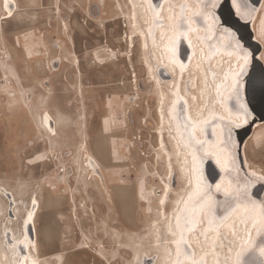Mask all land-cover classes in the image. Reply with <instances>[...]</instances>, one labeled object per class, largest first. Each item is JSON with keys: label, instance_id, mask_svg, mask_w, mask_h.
<instances>
[{"label": "rangeland", "instance_id": "obj_1", "mask_svg": "<svg viewBox=\"0 0 264 264\" xmlns=\"http://www.w3.org/2000/svg\"><path fill=\"white\" fill-rule=\"evenodd\" d=\"M131 1L18 0L14 11L22 15L31 13L35 28L32 33L19 36V44L28 48L31 60L19 67L10 66L7 74L2 75L0 86V186L13 188L20 194L19 212L13 222L10 209L14 204L6 192L0 194V206L4 207V213L0 214V239L7 245L10 228L17 239H24L32 198L38 195L41 206L35 221L41 238L42 264H161L158 247L148 243L158 232L157 223L171 221L175 227L180 217L187 219L191 212L194 199L190 197L198 187L196 175L191 164L188 171L192 182L187 181L181 168L184 159H179L181 150L192 160L190 151L182 142L185 141L182 133L180 137L171 123L163 127L156 112L162 100L166 114L172 117L173 102L176 107L182 99L190 127H194L181 93L183 89L187 95L188 78L184 80L185 72H182L175 83H168L171 77L163 71L161 77L165 82L157 87L137 47L133 49L132 59H128L127 35L133 29L129 19ZM134 1L150 14V23L141 21V24L148 34L151 50L159 48L165 59L172 60L170 51L166 50L174 41L171 34H177L181 24L186 32L190 30L186 14L195 15L196 9H200L199 1L168 0L164 12L162 4L157 8L152 5L155 10L152 11L145 0ZM165 14L169 25H163ZM199 27L203 31L201 35L193 31L198 43L205 33ZM67 28L69 51L63 55L70 61L69 72L65 71L67 66H61V60L58 65L53 62L56 57H62V52L58 54L59 45L67 43ZM159 36L161 44L155 43ZM12 42L13 37L5 39L7 46ZM51 48L54 54L47 57L45 50L51 52ZM198 51L202 48L198 47ZM201 54L210 98L204 117L211 116L210 121L217 112L227 110V87L239 69L240 60L223 53V66L220 64L222 68L215 71L210 65L213 57ZM78 60L80 73L76 67ZM155 61L153 58L152 64ZM45 66L50 69L46 71ZM155 68L159 72V67ZM194 91L190 97L195 99L198 95L201 99V92ZM25 105H34L33 115L26 114ZM47 112L59 114L60 121L58 137L51 141L45 132L38 134L34 127L36 123L42 125ZM78 115L84 118L77 119ZM161 130L165 133V147L159 141ZM166 149L177 150L171 165ZM246 149L253 163L264 170V151L257 152L253 145ZM89 157L96 158L99 175L92 169ZM162 193L164 198L160 203ZM70 196L74 197L72 205L68 202ZM248 215L252 219L257 217L253 212ZM240 226L244 231L245 224ZM252 226V222L247 225L254 229L255 237L259 226ZM157 228L160 244L167 245L160 252L162 256L168 252L174 257L168 264H176L181 255L178 264H182L184 255L175 246L172 234L165 233L166 227ZM180 229L183 233L185 224ZM200 235L205 237L201 232ZM247 242V237L242 236L228 251L230 264H235L248 248L251 241L248 245ZM26 252L29 260L31 253L27 249ZM185 253L192 264H198L201 259L193 249L190 254ZM252 255L247 257L248 264L257 259L259 262L257 254ZM147 256L151 259H146Z\"/></svg>", "mask_w": 264, "mask_h": 264}, {"label": "bare ground", "instance_id": "obj_2", "mask_svg": "<svg viewBox=\"0 0 264 264\" xmlns=\"http://www.w3.org/2000/svg\"><path fill=\"white\" fill-rule=\"evenodd\" d=\"M5 1V9L6 11L3 14H0V20L7 19L11 17L14 14V9L8 7L9 2L14 3V7L16 4L15 0H3V3ZM147 8L149 10L155 11L152 9V3L150 0H145ZM168 0H162V8L163 12L167 9V3ZM133 4V7L129 13V19H130V25L131 28H133L130 33L127 35V41L129 42L130 46V53L128 56V59H132L133 55V49L138 48L140 51V58L142 60L143 65L146 67L147 73H149V77H153L155 81V85L162 87V83L165 82L162 80V72L165 71V73L171 77V80L168 81V83H172L178 80V77L182 76L181 73L185 72L184 80L185 78H188V89H187V95L184 93V90L182 89L181 93L184 95V98L187 101L188 105V115L191 118V125H194L192 129H189V133L191 134V138L194 142L201 143L202 144V154L208 155L210 157H213L216 161V163L219 165L223 175L220 177V179L217 181V183L212 187L210 186V189L213 193H216L217 196H222L224 198H235L239 196L236 192L237 191V185L235 182L229 177V172L231 170L230 168V153L228 149L224 146V135L225 132L221 125L217 124L214 125L211 130L213 133H211L210 138V132H206V123L209 122L208 117H204V111L205 107L209 105L210 98L208 97V87H207V72L204 68V63L202 62V54L203 53L206 57H213L212 62L210 63L211 69L218 71L222 68L224 59L222 58L223 53L229 56L234 55L236 58L240 60V64H242L244 61L242 59V54H237L235 51H227L224 48L220 47L219 45H215V50L213 52L208 51L207 45L205 41L200 39V42L198 43L193 36V31L198 33V35H201L202 28H200L197 24H195V21L193 19L194 15L186 14V17L190 20L187 22V24L190 25V30L184 33V35L181 37L184 39L185 44L187 45L190 55L188 57V60L184 63L180 59V56H178L179 48L177 45V38L180 36L179 34H175L174 32L171 34V36H174V41H172V44L170 46L169 50L171 53V59L167 60L165 59L163 50H160L159 48H153L151 50L150 47V40L148 38V34L146 30L142 27L141 21H144L145 23H150L151 18L149 20L150 14L148 10L144 11V8L140 6L135 5V1H131ZM234 7L236 9V12L238 15L245 17V10L246 7L242 3L237 1H233ZM4 8V5H3ZM199 11V9H196ZM155 14V13H154ZM165 22L168 25L170 24V20H168L167 15ZM158 18V17H156ZM180 18V17H179ZM205 20L209 22L210 26L211 19L209 15H205ZM175 19L172 21L174 25ZM179 22V21H177ZM185 24V23H184ZM162 25V26H163ZM252 27L255 32V37L258 41L262 44V52L260 53V58L264 61V58H262V54H264V0H262V3L260 7L257 9L254 17V21L252 23ZM164 27H161L160 29L163 30ZM68 29V28H67ZM177 29V28H176ZM161 30H159L161 32ZM211 34V30H209L208 34ZM175 34V35H174ZM158 35V34H157ZM157 38L155 40V43L161 44L163 43L162 39ZM227 37L225 35L221 36L222 42L227 41ZM169 43V40H168ZM199 44V46H198ZM168 45V44H167ZM169 46V45H168ZM198 47L202 48V51H198ZM111 50V49H110ZM165 50V49H164ZM165 50V51H166ZM153 58L156 60L154 64H152L151 61H153ZM209 59V58H208ZM222 66H221V65ZM155 66L159 67V72H157V69ZM220 67L219 69H217ZM239 68V67H238ZM179 69V70H178ZM184 69H187L184 70ZM238 70V69H237ZM235 71V73L237 72ZM79 72V70H78ZM80 73V72H79ZM193 73V74H192ZM234 73V74H235ZM180 83L182 84L183 81ZM231 85L227 87L226 91V112H217L216 115L220 120H226L232 123L236 124H242L243 123V115H237L234 114L228 105V92L230 88L233 85L234 82V76L232 77ZM179 87V86H178ZM191 90V92L189 91ZM194 90H199L201 93V99L198 95H195L194 97H190V94L194 93ZM79 91H80V85H79ZM186 91V90H185ZM179 93V92H178ZM82 94V93H81ZM180 95V94H179ZM181 96V95H180ZM225 99V98H224ZM181 102H183L182 99H180ZM185 102V101H184ZM184 104V103H183ZM186 104V103H185ZM25 108V107H24ZM33 108L34 105L27 106V113L33 115ZM175 109V110H174ZM157 116L160 120L164 123L163 127H166V123L170 125L171 127H176L178 134L181 137L182 133V125L178 119L177 116V109L175 108V101L173 102L172 106V117H170L168 114H166L164 110V101L160 100L158 103V108L156 109ZM59 114L52 115L51 113L47 112L44 116V119L42 121V125L37 124V129L41 132H45L47 134V139L49 141L55 139L58 137V131L60 130V121H59ZM84 116L78 115L77 119L82 120ZM51 120H53V124L51 123ZM79 121V120H78ZM106 120H103L102 123L104 124ZM39 127V128H38ZM171 130V129H170ZM213 135V138H212ZM215 138V140H214ZM183 140V139H182ZM159 141L161 145H166L165 143V133L163 130L159 133ZM183 144L188 148V151H190L192 160H190V155L187 154V152H182L180 150V147L178 149L180 150L181 156H179V159H184V162H181V168H183V174L186 176L187 181H191L190 171L191 170V164L193 172L196 175V185L198 186L196 191L193 193L190 198L194 199L191 200L192 204L189 208V216L187 219L184 217H178L179 224L177 223L175 227L172 226L173 222L171 221H164L162 224L159 222L157 223L156 229L158 230L157 233H155V236L151 240H148V243H150L152 246H157V251L159 253V258L161 264H168L170 263L174 257L173 255L170 256V254L167 252L165 254L162 253L161 250L164 249L166 246H163L160 244L159 241V229L157 227L160 226L161 229H164L166 227L165 233L173 236L175 241V246L177 245L178 251L182 254L183 260L181 261L182 264H187V262H190L188 260V257L186 256L185 252H188L190 250H194L195 253H197L196 257L201 258L198 264L206 263V264H230L229 262V256L231 255L228 251L232 250L234 245L236 244L237 240L244 236L247 237L248 242L251 241L250 245L248 247H252L253 243L255 241L254 238V229L250 230V228L247 227V225L252 222V228H255L256 225H258L259 230L257 233L262 234L264 233V217L261 213L260 206L258 204H245V203H237L231 211L228 213V215L224 218V220L218 224L213 223V218L210 217L212 209L215 205V199L212 195L206 194V189H208L209 185L205 183V181L202 178V175L200 173V158L198 156V153L190 147V143H187L186 141H182ZM264 143V122L258 123L252 131V134L249 136V138L245 141L244 144V156L246 160V165L254 177L264 179V170L258 167L253 163L251 160L249 154L247 153V147L249 145L255 146L257 149V152L259 150L264 151V146L262 144ZM178 146L179 143L177 142ZM169 157L170 165L172 164V159L174 156H176L177 150H174L171 152L170 150H165ZM256 152V153H257ZM179 154V153H178ZM168 157V156H167ZM90 158V157H89ZM168 159V158H167ZM90 164L92 166V169L97 174V164L95 161H93L92 158H90ZM96 164V165H95ZM184 164V165H183ZM170 169V168H169ZM189 173H188V172ZM198 178V179H197ZM84 180V178H83ZM192 182V181H191ZM84 184L86 185V181L84 180ZM87 188V187H85ZM8 188L4 186H0V194H4L6 192L7 198H9L12 205V209H10V219H12V222L14 219L17 218V214L19 212V208L17 206V199L20 198V194L17 190L10 188V190H7ZM165 192V191H164ZM195 194L197 196H195ZM201 195L202 197L198 199V196ZM169 195H166V198L168 199ZM162 198H164V193L161 194L159 198V202L161 203ZM74 197H72V200ZM166 199V200H167ZM32 211L28 214V218L25 221L26 225V235L24 236L23 240L17 239L15 232L10 228V230H7V245L6 243L0 239V264H42L43 256L40 255L41 252V246L39 243V235L37 234V225H36V217L38 215L39 208L41 206V201L38 197V195H35L32 198ZM255 213L257 217H255V222L252 218H249L250 213ZM4 213V207L0 206V214ZM163 213H166V207L163 209ZM155 220L154 222H156ZM11 222V223H12ZM170 222V224H169ZM213 223V224H212ZM245 224V230L244 228H241V224ZM185 224V231L183 233L181 232V226ZM200 232L205 237L202 238L200 235ZM257 233L255 236H257ZM248 234L250 237H248ZM11 235V237H10ZM247 242V245H248ZM168 244V243H167ZM26 249L30 255V261L28 260ZM156 249V247H155ZM168 249V248H167ZM185 251V252H184ZM252 251H243L244 257H250V254L254 255V252L257 254L259 258V264H264V247L260 248L259 250H256L253 248ZM190 254V253H189ZM252 255V256H253ZM190 256V255H189ZM251 256V258H252ZM254 257V256H253ZM103 258V257H102ZM146 259H151L150 256H147ZM181 259V255H179V258L176 261V264ZM240 259V257H239ZM237 259L235 264H241V261ZM253 260V259H251ZM198 261V260H197ZM255 261V259H254ZM250 262V261H249ZM253 262V261H252ZM257 262V261H256ZM255 262V263H256ZM189 264H192L191 262ZM194 264V263H193ZM197 264V263H196Z\"/></svg>", "mask_w": 264, "mask_h": 264}, {"label": "water", "instance_id": "obj_3", "mask_svg": "<svg viewBox=\"0 0 264 264\" xmlns=\"http://www.w3.org/2000/svg\"><path fill=\"white\" fill-rule=\"evenodd\" d=\"M153 7L157 8L162 0H150ZM200 3L199 11L194 15L193 19L198 26H202L205 33L202 36L210 52L215 50V45H219L227 51H235L237 54H242L244 51L249 52V62L244 65L243 74L240 73V68L234 74V82L228 92V105L231 111L237 115H243L242 124H234L226 120H220L214 115L212 119L206 123V132L211 133V128L214 125H221L224 135V146L230 153V172L229 177L236 182L239 196L233 198H224L217 196L210 189L214 186L220 177L223 175L219 165L213 157L202 154V144L194 142L189 133L190 122L186 115L183 103L180 102L175 107L177 116L182 125V136L187 143H190L200 158V173L206 184L209 185L206 189V194H210L215 199V205L212 209L210 217L213 218V223L216 225L224 220L231 209L239 202L245 204H258L261 213L264 217V179L254 177L249 172L244 156L245 141L252 134L253 128L258 123L264 122V61L260 58L262 52V44L255 37V32L252 27L255 13L260 7L262 0H235L244 4L246 7L245 17L238 15L234 7V0H198ZM14 3L9 2L8 7L14 9ZM209 15L211 26L205 20V15ZM211 30V34L209 32ZM186 32L181 24L180 31L177 33L180 36L177 38L179 48L178 56L182 62H186L190 55V51L181 37ZM225 35L228 39L222 42L221 36ZM238 85V87H237ZM175 110V109H174ZM53 124V120H51ZM213 138V135H212ZM198 179V178H197ZM197 196V195H196ZM202 197L198 196V199ZM212 223V224H213ZM255 241L252 247H248L245 251H252L253 248L259 250L264 247V233L254 237ZM244 253L240 256L241 264H248V258L244 257ZM258 261V259H257ZM259 262H252L258 264Z\"/></svg>", "mask_w": 264, "mask_h": 264}, {"label": "crops", "instance_id": "obj_4", "mask_svg": "<svg viewBox=\"0 0 264 264\" xmlns=\"http://www.w3.org/2000/svg\"><path fill=\"white\" fill-rule=\"evenodd\" d=\"M0 7H1V0H0ZM0 14H3V10L0 9ZM27 15H22L20 13H15L11 19L1 22L0 21V86L1 82L3 81L2 75L7 74V69L12 67H19L24 62H28L31 60L27 54L28 48H24L21 45H18L16 42H12L10 45L6 46L4 43V38L10 36V40L15 35L17 36V40L19 41L20 33L26 34L32 33L34 27V18L31 13H26ZM33 26V27H32ZM31 27V31H25ZM25 31V32H24ZM10 54H12V59L9 60ZM8 58V59H7ZM11 62V63H10ZM1 91V87H0Z\"/></svg>", "mask_w": 264, "mask_h": 264}, {"label": "flooded vegetation", "instance_id": "obj_5", "mask_svg": "<svg viewBox=\"0 0 264 264\" xmlns=\"http://www.w3.org/2000/svg\"><path fill=\"white\" fill-rule=\"evenodd\" d=\"M16 1V4H17V6L15 5V7H14V10L18 7V0H15ZM3 5H4V8H3ZM0 9H2L3 10V13L6 11V9H5V1H4V3H3V0H1V7H0ZM14 16V14L11 16V17H9V18H7V19H3V20H0L1 22H3V21H6V20H8V19H11L12 17ZM69 29H67L66 30V33H67V43H66V45H64V46H60L59 45V47L61 48V49H59V52H58V54H60L61 52H62V54H60V55H62V57H61V59H60V56H58V57H56L55 58V60L53 61L54 62V64H56V65H58V64H60V60H61V66H67V70H65L66 72H69L70 70H69V59L68 58H65L64 57V55H63V52H67V51H69V41H70V35H69V31H68ZM41 32V31H40ZM19 36L20 35H22V33H20V34H18ZM17 36H13V41L14 42H16L18 45H20L19 44V41L17 40V38H16ZM4 43H5V38H4ZM7 46V45H6ZM22 47H24V46H22ZM25 48V47H24ZM55 48V47H54ZM54 48H51L52 50H51V52H49L48 51V49L47 50H45V54L47 55V57H49L50 55H52V54H54ZM8 59V58H7ZM31 59V58H30ZM79 66H80V62H79V60L77 61V65H76V67L78 68V70H79ZM44 69L46 70V71H48L49 69H50V67L49 66H45L44 67ZM79 72H80V70H79ZM25 111H26V109H27V106L25 105ZM26 114L27 115H29L28 113H27V111H26ZM104 120V119H103ZM30 122L31 123H33V121H32V118L30 117ZM101 125H102V127H104V124H102L101 123ZM34 127H36V125L34 126ZM37 133L39 134L40 133V131L37 129ZM86 144V143H85ZM92 159H93V161H95V163L97 164V160H96V158H94V157H91ZM95 164V165H96ZM98 165V164H97ZM97 171H98V173H99V166H97ZM100 174V173H99ZM98 174V175H99ZM101 177V176H100ZM101 179H102V177H101ZM72 197L73 196H70V198L68 199V202H69V204L70 205H72L73 204V201L74 200H72ZM39 239H41L40 238V235H39ZM39 243H40V240H39Z\"/></svg>", "mask_w": 264, "mask_h": 264}, {"label": "snow or ice", "instance_id": "obj_6", "mask_svg": "<svg viewBox=\"0 0 264 264\" xmlns=\"http://www.w3.org/2000/svg\"><path fill=\"white\" fill-rule=\"evenodd\" d=\"M250 55L251 54L249 52H247V51H244L242 53V59L244 61V65H246L249 62ZM262 58H264V54H262ZM244 65L238 64V67L240 68V73L237 74V75L243 74ZM237 87H238V85H237Z\"/></svg>", "mask_w": 264, "mask_h": 264}]
</instances>
